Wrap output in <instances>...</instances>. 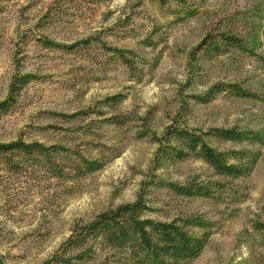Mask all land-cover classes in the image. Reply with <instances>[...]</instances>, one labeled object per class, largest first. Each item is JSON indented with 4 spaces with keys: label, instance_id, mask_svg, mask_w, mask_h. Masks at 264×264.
I'll list each match as a JSON object with an SVG mask.
<instances>
[{
    "label": "rangeland",
    "instance_id": "rangeland-1",
    "mask_svg": "<svg viewBox=\"0 0 264 264\" xmlns=\"http://www.w3.org/2000/svg\"><path fill=\"white\" fill-rule=\"evenodd\" d=\"M24 74L30 81L0 114V143L61 153L0 152L6 264L41 263L74 224L139 196L144 218L204 222L188 228L207 236L189 264H264V0H0V101ZM168 126L251 130L263 141L203 136L219 151L258 154L247 175L229 177L193 154L163 155L179 147L163 138ZM79 157L103 164L80 175ZM122 257L104 249L84 263Z\"/></svg>",
    "mask_w": 264,
    "mask_h": 264
},
{
    "label": "trees",
    "instance_id": "trees-1",
    "mask_svg": "<svg viewBox=\"0 0 264 264\" xmlns=\"http://www.w3.org/2000/svg\"><path fill=\"white\" fill-rule=\"evenodd\" d=\"M158 1L166 3L171 0ZM116 52L121 58L128 60L120 50ZM30 76L24 74L13 77L9 83L7 97L0 101V114L10 109L21 88L30 81ZM234 93L240 96L249 95L240 87L234 90ZM121 120L116 117L110 119L111 122H121ZM204 135L235 143H261L263 141L251 130L211 128L205 133L197 134L184 128L168 126L163 138L167 142L173 141L179 147L169 144L167 146H170V150H164L163 155L169 157V153H172L174 157L183 158L193 154L210 165L216 174L223 176H245L252 170L258 158L257 153L246 149L219 151L209 144L203 137ZM0 152H16L26 156L44 157H51L53 153H61L60 147L44 146L39 142L27 143L22 140L0 143ZM229 159L235 161L229 162ZM102 164L97 160L79 157L74 169L83 175L98 170ZM172 186L186 195H206L209 192L207 187L200 185ZM145 208L139 196L134 202L118 204L114 208L97 213L88 221L74 224L70 235L62 243L63 250L55 252L39 264H85L95 261L104 249L115 250L123 254L122 264H189L198 256L205 245L207 236L194 235L188 228L203 226L204 222L201 219L185 217L168 222L154 221L143 217ZM0 264H6L1 255Z\"/></svg>",
    "mask_w": 264,
    "mask_h": 264
}]
</instances>
